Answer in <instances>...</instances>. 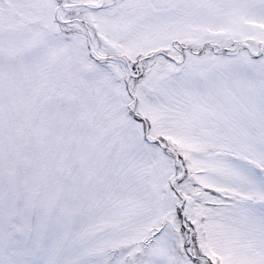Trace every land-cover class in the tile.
Instances as JSON below:
<instances>
[{
    "label": "snow or ice",
    "instance_id": "1",
    "mask_svg": "<svg viewBox=\"0 0 264 264\" xmlns=\"http://www.w3.org/2000/svg\"><path fill=\"white\" fill-rule=\"evenodd\" d=\"M0 264H264V0H0Z\"/></svg>",
    "mask_w": 264,
    "mask_h": 264
}]
</instances>
